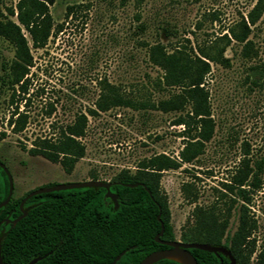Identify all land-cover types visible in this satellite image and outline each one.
Segmentation results:
<instances>
[{"label":"rangeland","instance_id":"1","mask_svg":"<svg viewBox=\"0 0 264 264\" xmlns=\"http://www.w3.org/2000/svg\"><path fill=\"white\" fill-rule=\"evenodd\" d=\"M17 1L0 0L1 19L15 20L7 8L15 9ZM255 2L53 0L48 5L52 31L45 45L32 47L23 30L33 61L23 90L6 82L1 64L13 59L14 49L0 36V160L12 174L14 195L41 186L89 180L92 173L99 180L111 181L123 170L135 172L153 155L177 157L184 142L182 125L173 124L178 112L115 106L88 114V109H95L100 82L107 80L137 102L166 98L177 88L165 90L156 84L161 71L149 63L145 44L160 41L170 49L176 40L186 44L185 38L192 47L203 44L245 16ZM211 14L215 19L211 20ZM164 27L175 35L165 33ZM250 28L252 50L231 41L224 52L229 64L211 63L205 77L214 129L203 152L192 163L161 171L159 185L167 198L174 237L180 241L181 234L196 225V208L215 204L220 215L227 216L223 242L236 230L240 206L244 205L252 229L243 253L254 244L246 264H258V254L264 248V162L257 171L264 157V12ZM16 108L26 114L21 130L9 124L10 117H16L11 115ZM79 113L87 117L80 138L85 152L70 171L30 153L39 139L56 140ZM243 159L259 180L258 187L248 182L242 186L247 200L226 187Z\"/></svg>","mask_w":264,"mask_h":264},{"label":"trees","instance_id":"2","mask_svg":"<svg viewBox=\"0 0 264 264\" xmlns=\"http://www.w3.org/2000/svg\"><path fill=\"white\" fill-rule=\"evenodd\" d=\"M53 0H18L13 7L7 8V14L15 20L0 18V36L6 39L14 49L13 59L1 64L9 86L18 85L24 89L28 69L32 66L27 32L31 46L43 47L52 31V18L48 5ZM72 9V6L67 8ZM264 12V0H256L245 16L227 26L222 34L203 44L190 45L178 42L170 49L156 41L147 46V58L156 66L161 75L157 85L161 89L177 88L168 96L157 102H137L126 96L119 87L107 80L100 82V94L95 102V109H88V114L96 110L106 111L115 106L141 108L151 106L163 112H178L173 120L174 125H182L180 136L183 146L177 157L166 154L153 155L137 166L130 173L123 170L116 174L109 190L117 195V206L105 197L106 188L81 187L35 194L23 204L26 215L14 226L10 223L0 224V255L3 264H26L38 255L44 257L35 264H112L115 257L122 255L113 264H138L150 252L166 248L154 240L160 231V220L164 240H174V232L170 222L167 198L159 185L160 173L163 170L176 169L182 163H192L203 152L205 142L209 141L214 129L211 114L209 93L204 86L205 77L210 72L211 63L228 65L224 56L226 47L235 41L244 43V48L252 50L248 35L259 16ZM211 17L215 19V15ZM142 27V26H141ZM199 27V24H197ZM168 35L174 32L163 28ZM176 37V36H175ZM174 37V38H175ZM245 56L249 53L243 52ZM9 124L21 130L26 122V114L18 109L11 114ZM87 117L79 113L72 123L67 124L56 140L39 139L29 151L41 155L52 162L60 163L66 171H70L73 163L82 157L85 146L80 138L85 133ZM257 164V171L260 164ZM3 162V161H2ZM249 177L251 178L249 180ZM92 180H99L96 174L90 175ZM245 182L258 187L257 173L253 172L249 163L243 159L242 166L234 174L231 184L226 185L228 192H233L242 200H247ZM138 183L136 186L125 184ZM147 187L150 194L141 185ZM8 180L0 167V202L6 197ZM31 191V190H29ZM21 196L12 195L5 206L0 207V221L13 219L20 214ZM192 201L196 195L191 197ZM238 226L233 234L222 237L227 225V216L220 215V209L214 204L211 208H196V225L190 226L181 234L183 242H204L216 246H224L230 250L236 264H246L254 244L243 253V247L251 233V226L246 219L245 206L241 205ZM228 211V209H227ZM190 253L198 264H229V259L221 253L215 254L205 250L190 248ZM153 264H180L172 259H161ZM258 264H264V248L258 254Z\"/></svg>","mask_w":264,"mask_h":264},{"label":"water","instance_id":"3","mask_svg":"<svg viewBox=\"0 0 264 264\" xmlns=\"http://www.w3.org/2000/svg\"><path fill=\"white\" fill-rule=\"evenodd\" d=\"M0 167L5 172L7 180H8V191L6 197L0 202V207L5 206L13 192L14 183L13 177L6 165L0 160ZM113 182L103 181V180H85V181H73L70 183H62V184H55L49 186H41L29 191L20 201L19 210L20 214L13 219H2V222L10 223L11 226H14L21 218L26 215V210L23 207L24 202L29 197L44 193V192H51V191H58V190H65V189H73V188H81V187H103L106 188L105 197L110 198L114 206H117V195L109 190L110 185ZM138 183L133 184H125L127 186H136ZM145 190L150 194V191L147 189L146 186L141 184ZM157 220L160 223V231L155 235L154 240L160 244L166 245V248L157 249L149 254H147L138 264H153L161 259H172L180 264H198L195 257L190 253V248H196L200 250H205L208 252H212L215 254L221 253L222 255L226 256L229 259V264H236L234 257L232 256L230 250H228L224 246H216L209 243L204 242H183L177 239L174 240H164L161 239L160 236L163 232V223L160 220V213L157 214ZM123 252L119 253L115 259L113 260L112 264L122 255ZM44 255H38L31 260H29L26 264H35L38 260L42 259ZM0 264L2 263V257L0 255ZM220 264H222L220 262Z\"/></svg>","mask_w":264,"mask_h":264}]
</instances>
